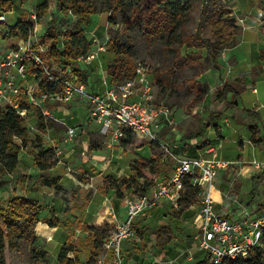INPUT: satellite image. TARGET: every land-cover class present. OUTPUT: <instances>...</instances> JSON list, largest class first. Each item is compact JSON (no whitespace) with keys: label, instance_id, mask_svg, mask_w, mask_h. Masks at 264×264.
<instances>
[{"label":"rangeland","instance_id":"374dc122","mask_svg":"<svg viewBox=\"0 0 264 264\" xmlns=\"http://www.w3.org/2000/svg\"><path fill=\"white\" fill-rule=\"evenodd\" d=\"M91 2L96 13L87 29V38L91 43L90 50H102L99 51V59L91 65L79 63L83 70H89V87L103 91L100 70H107L115 59L113 43L130 46L135 64L141 63L150 71L157 103L174 111L180 135L196 133L201 127L204 134L189 140L190 143L214 145L222 158L231 161L228 170L220 171L214 182V186L224 193L222 197L220 191L217 195V203L223 205L217 206V209L224 208V213L230 210V214L240 215L241 206L250 201L252 204L264 201V144L258 146L250 141L251 128L255 127L250 111H255L254 107L258 108L259 104L264 105V13L256 9L261 8L264 0H198L185 24V31L192 35L199 31V38L194 47H184L182 54L201 52L203 58L172 76L164 72L173 58L167 50V46L174 42L173 37L165 34L149 46L141 30L127 27L125 17L135 0H122L125 8L117 13L115 23L109 21L111 9L108 0ZM44 5H48V13L34 21L32 15ZM220 9L233 12L231 18L240 31L235 46L219 54L222 70L218 71L206 52L205 40L210 36L206 18ZM6 15V25L0 26L2 55L17 47L21 36L11 33L10 26L20 21L37 29L38 40L42 42L51 27H58L65 34L78 20L68 10L67 0L17 2L14 11ZM180 33L181 28L175 34ZM174 43L179 45L178 41ZM40 79L32 78L30 85H40ZM17 81L25 94L29 88L27 82ZM224 81L242 91L235 105L215 100V91ZM195 96L201 100L189 110L188 105ZM46 110L56 126L39 129V120L44 115L40 108L32 107L24 122L29 132L28 143L23 145L22 140L16 138L20 148L18 170L13 175L0 174L1 207L9 208V203L16 196L35 197L43 204V222L35 228L36 240L33 243L22 242L19 250L6 246L4 262L106 263L107 252L98 247L97 239L102 233L111 235L115 231L114 215L121 219L124 201L106 185L107 178H139L137 162L155 159L157 172L146 170L142 173L144 177L138 179L139 185L147 190L156 179L165 180L173 175L174 161L149 139L129 132L123 143V139L115 141L103 135L98 123L86 126L90 106L82 98L50 102ZM56 118L63 119L65 123L56 121ZM261 122L264 124V113ZM69 127L77 129L74 138L68 135ZM79 137L82 144L78 141ZM43 151L51 152L47 153L51 168L46 172L38 168L35 159L36 154ZM183 152L175 150L178 156H182ZM254 162L261 163L260 171L253 167ZM256 176L260 178L256 179ZM47 180H58L60 189L48 185ZM120 190L123 196L134 192L127 191L122 185ZM200 210L199 199L193 206H188V200H185L180 209L165 205L140 218L135 226V236L123 245L128 260L132 264H157L156 261L158 264H197L206 257L199 249ZM50 222L58 226L51 227ZM261 264H264V254Z\"/></svg>","mask_w":264,"mask_h":264},{"label":"built area","instance_id":"2783aa9c","mask_svg":"<svg viewBox=\"0 0 264 264\" xmlns=\"http://www.w3.org/2000/svg\"><path fill=\"white\" fill-rule=\"evenodd\" d=\"M6 16L0 14V24H6ZM32 19L37 20L36 12ZM37 33L38 30L33 29L27 39L19 40L15 49L5 55L0 53V109L9 106L27 118L28 111L21 110V102L26 99L32 106L40 108L45 117L51 118L46 110L48 103L68 102L73 97H79L90 106L86 126L97 122L102 134L115 141L126 138L129 132L149 139L162 148L175 164L172 176L165 180L156 179L144 194H130L124 198L126 216L118 219L114 215L116 229L103 245L108 258L102 264H132L123 245L135 236L136 223L166 204L180 209L186 177H192L193 187L202 189L199 194L201 220L198 224V241L200 251L210 257V264L246 261L259 252L264 253V201L242 206V213L233 217L218 212L217 202L210 196L211 188L215 187L219 172L227 171L231 161L223 159L214 145L204 146L199 142L196 145L182 140L174 111L156 101L149 69L139 63L132 78L118 82H111L107 70L101 69L103 91L96 89L91 92L88 84L81 81L73 70L68 68L60 76L49 70L41 55L50 45L42 44ZM99 51L91 50L78 61L91 65L99 59ZM32 67H42L48 81L61 83L64 89L51 93L41 90L37 83L30 85L29 71ZM38 77L36 74L33 78ZM17 80L27 82L29 88L25 94ZM76 131L75 127H69V137L74 138ZM180 149L184 150L183 156L175 153ZM191 151L198 154L188 155ZM253 167L260 171L261 163L254 162Z\"/></svg>","mask_w":264,"mask_h":264},{"label":"trees","instance_id":"16d2710c","mask_svg":"<svg viewBox=\"0 0 264 264\" xmlns=\"http://www.w3.org/2000/svg\"><path fill=\"white\" fill-rule=\"evenodd\" d=\"M28 0H0V14H8L14 11L16 3L24 4ZM63 1V0H60ZM110 2L111 14L109 21L116 22L117 13L124 9L122 0H108ZM198 0H135V3L130 7L129 14L125 17L127 27L130 29H139L142 31L144 38L149 46H152L156 40L162 38L165 34L173 37L174 42L178 41L179 45L176 46L173 42L167 46V50L173 54L171 65L167 67L164 74L169 76L176 75L182 72L192 64H197L203 58L201 52H188L182 54L184 47H194L195 42L199 38V31L192 35L185 31V24L191 15ZM68 10L78 20L76 24L65 34L58 27H51L49 34L42 38V44H50L45 54H42L44 64L49 70L57 75H63L68 67H70L83 81L88 84L89 70H83L80 66L78 58L87 55L91 50V43L87 38V29L92 24L95 9L91 0H67ZM264 10V2L262 4ZM48 5L39 7L37 12L38 19H42L48 13ZM233 12L231 10L220 9L210 14L206 18V23L210 28V36L205 40V49L207 54L212 60L213 67L221 71L222 67L219 63V54L227 49L235 46L236 37L239 34L240 27L231 18ZM38 24V22H37ZM6 25L1 23L0 26ZM201 25V24H200ZM12 28L11 33H16L21 36L20 39H27L33 26L27 22H18ZM181 28L180 34H175ZM18 33V34H17ZM65 35V36H64ZM63 47H60L62 46ZM112 51L114 53V61L107 67V72L111 82H118L123 79L132 78L136 72L135 62L133 61L130 46H123L118 42L113 43ZM38 74L41 90H46L51 93H59L64 89L63 84H52L48 81L47 76L44 74L42 67H32L29 71V78ZM159 76L158 73H156ZM161 78V76L159 77ZM215 91V100L220 103L235 105L236 99L242 94L241 89L226 81L221 83ZM201 98L195 96L188 105L189 110L194 109ZM34 107L28 101L23 99L21 102V110L28 112ZM250 116L255 122H259L260 118L258 113L250 111ZM42 116L39 120V129H53L56 123ZM26 118L19 115L17 110L12 107H5L0 109V174L13 175L20 164L19 159V145L16 138L22 140L23 145L29 141L28 129L24 126ZM257 128H251L252 143L261 145L264 144V135L257 133ZM204 134L202 128L196 133H189L182 136V140L188 142L192 139H197ZM79 143L82 142L81 137L78 138ZM123 139V143H124ZM82 144V143H81ZM47 153L39 152L36 154V163L38 168L46 172L51 168V164L47 159ZM136 170L139 172V178H143V172L149 170L151 173L157 172V163L155 159L142 162L138 161ZM136 176H129V178H122L121 180L107 178L106 185L119 194V198L124 199L126 196L121 194L120 185L124 186L127 191L134 192L132 194H144L146 187L139 185ZM168 176L165 178L167 179ZM259 179L260 176H256ZM254 178V179H255ZM85 181V180H84ZM87 182V181H85ZM120 182V183H119ZM48 185L60 189L58 180H47ZM184 192L181 204L183 201L188 200V206H193L198 203V197L202 189L199 186H192V177L184 179ZM65 194V193H64ZM124 197V198H123ZM255 200V199H254ZM252 201L245 204L251 205ZM9 208L0 206V220L2 226L0 227V264L4 262V251L6 246L11 250H19L21 243H33L36 240L35 228L41 220L43 213V204L38 198L16 196L9 203ZM7 209V210H6ZM111 222V221H110ZM51 227L58 226L54 222H50ZM92 231L94 229H91ZM110 234L102 233L97 239L98 247H103ZM263 252H259L249 260L226 261L224 264H261L263 260ZM197 264H210V257L206 255L204 259Z\"/></svg>","mask_w":264,"mask_h":264},{"label":"crops","instance_id":"0c3cea01","mask_svg":"<svg viewBox=\"0 0 264 264\" xmlns=\"http://www.w3.org/2000/svg\"><path fill=\"white\" fill-rule=\"evenodd\" d=\"M258 11H261V13L263 12L264 13V10H263V7L261 6V8H259V7H257L256 8ZM259 13V12H258ZM238 82H239V80H237ZM259 81H260V79H259ZM258 81V82H259ZM257 82V83H258ZM88 87H89V85H88ZM97 89H99L100 90V88H97ZM89 90L91 91V92H93L94 90H96V88H93V89H91V87H89ZM255 108V112L256 113H258V115H259V118H260V121L259 122H255V127L257 128V133L258 134H260V133H262L263 135H264V124H262V113H264V105H260L259 104V107L257 108V107H254ZM57 119V121H59L60 123H65V122H62V120H60L59 118H56ZM95 123H97V122H95ZM199 129H200V127H199ZM198 129V130H199ZM192 140H194V139H192ZM252 140V133H251V138H250V141ZM188 142H190V141H188ZM259 146V145H258ZM246 148V147H245ZM198 154V152H196V151H191V152H189V154L188 155H191V156H196ZM183 155H184V152H183ZM182 155V156H183ZM221 156V155H220ZM223 159H225V158H223ZM225 160H228V159H225ZM219 191H220V193H221V197L224 195V193L221 191V189L220 190H218L217 188H216V198H217V195L219 194ZM217 202H219L218 200H217ZM166 206H167V204H166ZM217 206H223V205H220L219 203H217ZM164 207V206H163ZM162 208V207H161ZM241 208H242V206H241ZM122 209H123V215H122V217H121V219L122 218H124L125 216H126V213H125V208H124V204H123V206H122ZM218 210V209H217ZM243 211V210H242ZM218 212L219 213H221L222 215H225V216H229V217H233L235 214H230V210H229V212L228 213H224L225 212V209L224 208H221V210H218ZM111 222H112V220H111ZM128 242V241H127ZM127 242H125V243H127ZM156 263L158 264V261H156Z\"/></svg>","mask_w":264,"mask_h":264},{"label":"bare ground","instance_id":"6f19581e","mask_svg":"<svg viewBox=\"0 0 264 264\" xmlns=\"http://www.w3.org/2000/svg\"><path fill=\"white\" fill-rule=\"evenodd\" d=\"M215 192H216V187H212V188H211V192H210V196H211V198H212L213 200H215V201L217 202L216 197H215ZM112 222H113V221H112Z\"/></svg>","mask_w":264,"mask_h":264}]
</instances>
